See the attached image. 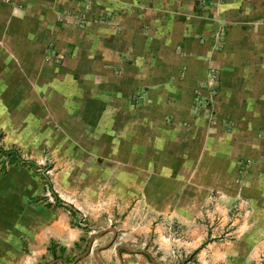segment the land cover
Returning <instances> with one entry per match:
<instances>
[{
  "label": "crops",
  "instance_id": "obj_1",
  "mask_svg": "<svg viewBox=\"0 0 264 264\" xmlns=\"http://www.w3.org/2000/svg\"><path fill=\"white\" fill-rule=\"evenodd\" d=\"M0 136L55 177L78 167L79 206L144 213L138 233L126 215L132 241L174 224L168 264L261 261L264 0L0 1ZM31 160L0 168V264L84 235Z\"/></svg>",
  "mask_w": 264,
  "mask_h": 264
},
{
  "label": "rangeland",
  "instance_id": "obj_2",
  "mask_svg": "<svg viewBox=\"0 0 264 264\" xmlns=\"http://www.w3.org/2000/svg\"><path fill=\"white\" fill-rule=\"evenodd\" d=\"M8 147H13V145ZM13 148L10 149L12 152L14 151ZM14 149L16 151H14L15 154L21 161L28 163H31V159L38 161V164H36L38 171L35 172L32 170L33 173L28 174V178H33L37 181V184L40 186V188L38 186L39 190L43 189L45 192V190L48 189L47 191L50 193H48V195L54 194L62 197L61 201L64 204V207L62 208L63 213H69L70 216L74 217L77 223L84 225L85 229L83 237L79 238L78 243L70 252L66 254L63 253L61 249L56 248L57 246H49L53 253L51 258L47 253V258H41L39 264H69L74 259L78 262L85 261L89 264H121L122 260L124 262L133 261L134 264H137V262L138 264H142L141 260L147 261L148 264H168V259H171L172 262L173 259H177L178 253L172 246L174 232H176L174 224L169 223L168 225H165L167 230L161 235L159 242L161 244L163 243V245L168 244L165 250H163L164 246L161 244L160 246L157 243V233L152 229H150L149 232L147 231V237L145 239L141 234H138L135 236V240L132 241L127 235L125 225L126 215L131 218L128 220L127 225L132 227L134 231H136L135 233H138L137 231H140L147 221L146 217H144V213L135 214L137 209L134 208L133 205H129L122 210L118 206L106 205L104 203L100 204L101 206L96 205L95 208H93V206L83 208L79 206V203L82 202V199L84 198L83 193H87V190L83 187L84 185L81 181L83 177H81L82 173L78 171V167L71 166V171H67L62 173L59 177H55V173L47 171L49 169H47L46 165H49L50 163L44 154H41V159L38 158L36 160V158L29 156L27 152L16 147ZM97 162L99 164H104L106 160L102 157H98ZM5 163V157L0 155V168L4 167L6 165ZM32 165L35 167L34 164ZM7 166L8 165L5 167ZM105 173L107 172H102L103 178L106 177ZM44 185H46V188ZM52 189L54 192H51ZM106 191L107 188L105 190L101 189V193L100 191L99 193L91 192L90 198L93 197V195L100 194L98 203L106 202ZM81 193L82 195H80ZM92 211L101 213V217L96 220L89 218ZM155 222L157 221H153L150 227H152ZM49 248L48 251H50ZM24 252V255H27L30 258V250L26 249ZM159 258L161 260L164 258L166 262H163V260L160 261ZM254 264H264V258Z\"/></svg>",
  "mask_w": 264,
  "mask_h": 264
},
{
  "label": "trees",
  "instance_id": "obj_3",
  "mask_svg": "<svg viewBox=\"0 0 264 264\" xmlns=\"http://www.w3.org/2000/svg\"><path fill=\"white\" fill-rule=\"evenodd\" d=\"M0 155H2L3 157H5L7 164H13V165H22L24 164L23 161H21L17 155L15 154V152L12 150L8 151V152H2L0 151ZM1 169H4V167H2Z\"/></svg>",
  "mask_w": 264,
  "mask_h": 264
},
{
  "label": "built area",
  "instance_id": "obj_4",
  "mask_svg": "<svg viewBox=\"0 0 264 264\" xmlns=\"http://www.w3.org/2000/svg\"><path fill=\"white\" fill-rule=\"evenodd\" d=\"M0 1L10 3L12 0H0Z\"/></svg>",
  "mask_w": 264,
  "mask_h": 264
}]
</instances>
